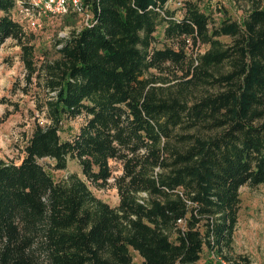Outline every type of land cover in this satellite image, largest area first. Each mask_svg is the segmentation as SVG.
I'll return each instance as SVG.
<instances>
[{"label":"trees","instance_id":"1","mask_svg":"<svg viewBox=\"0 0 264 264\" xmlns=\"http://www.w3.org/2000/svg\"><path fill=\"white\" fill-rule=\"evenodd\" d=\"M83 1L92 25L40 61L13 18L17 0H0V48H21L47 120L20 163L0 160V264H136L133 252L142 264H198L205 251L249 264L234 255V234L241 188L264 184V0H235L242 21H216L197 1ZM188 40L206 50L193 57ZM171 67L177 89L158 85ZM71 161L80 172L57 182L51 170ZM112 161L123 171L117 207L92 191L108 187Z\"/></svg>","mask_w":264,"mask_h":264},{"label":"rangeland","instance_id":"2","mask_svg":"<svg viewBox=\"0 0 264 264\" xmlns=\"http://www.w3.org/2000/svg\"><path fill=\"white\" fill-rule=\"evenodd\" d=\"M186 1H197L203 10L213 15L216 21L224 18L225 12L234 20L242 21L245 10L235 0H169L167 6L170 10H179ZM18 9V8H17ZM177 17L182 13L178 11ZM13 18L20 22L19 9L13 12ZM80 18H57L44 22L41 27L33 28L24 23L28 34L35 36L34 44L40 61L56 60L59 58L58 41L62 36H69L73 31H80ZM164 26L158 28L156 37L163 44ZM224 43H230L228 37H221ZM189 53L196 57L206 48L195 47L191 40L187 41ZM162 47L161 45H159ZM22 50L13 39H8L0 48V160L20 163L24 157V148L30 138L36 123L46 124L44 115L38 111L37 106L42 101L37 86L27 82L26 68L21 58ZM48 57V58H47ZM158 74V72H156ZM175 68H170L165 74L167 84H158L168 88L177 89L180 86L179 75ZM45 96L44 93H42ZM85 123V118L66 121L60 133L62 140H71ZM52 161L40 160V163L48 166ZM113 178L107 188L98 190L92 188L96 197L108 203L111 207H117L120 203L115 180L121 176V164L112 161ZM49 170L50 168L47 167ZM57 182L62 181L72 173L80 172L78 164L71 161L65 171H52ZM241 208L239 221L234 234V255L247 259L249 264H264V184L256 188L244 186L240 190ZM134 262L142 264V258L133 252ZM223 261L215 254L208 251L202 256L198 264H231Z\"/></svg>","mask_w":264,"mask_h":264},{"label":"built area","instance_id":"3","mask_svg":"<svg viewBox=\"0 0 264 264\" xmlns=\"http://www.w3.org/2000/svg\"><path fill=\"white\" fill-rule=\"evenodd\" d=\"M17 8L22 19L19 23L23 27L24 23H27L33 28H38L44 22L71 15L80 18V26H90L93 21L89 7L83 0H17ZM68 37L62 36L60 40Z\"/></svg>","mask_w":264,"mask_h":264}]
</instances>
